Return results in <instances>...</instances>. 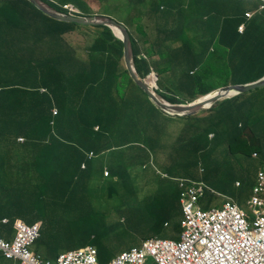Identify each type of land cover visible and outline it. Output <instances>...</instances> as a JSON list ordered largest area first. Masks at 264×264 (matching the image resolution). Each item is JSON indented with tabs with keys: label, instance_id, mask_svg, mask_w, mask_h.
I'll return each instance as SVG.
<instances>
[{
	"label": "trees",
	"instance_id": "obj_1",
	"mask_svg": "<svg viewBox=\"0 0 264 264\" xmlns=\"http://www.w3.org/2000/svg\"><path fill=\"white\" fill-rule=\"evenodd\" d=\"M43 1L62 12L63 4L71 3L83 15H92L88 0ZM143 2L125 9L131 14L123 23L139 75L157 72L161 94L168 101L188 102L187 98L214 91L203 76L224 64L233 72L230 84L264 76V10L245 18L246 11L258 7L256 0H157L148 7ZM199 3L201 12L196 10ZM242 23L245 29L239 33ZM82 40L83 44L77 42ZM123 47L107 26L58 21L29 0H0V66L9 68L5 84L0 82V224L4 218L9 221L6 238L14 235L17 218L29 225L44 221L42 232L50 219L74 243L83 244L75 248L92 245L99 262L108 264L114 252L97 239L101 226L141 233L142 240L179 238L178 184L184 177L202 181L232 197L242 209L247 207L243 197L251 196L257 171L264 170V87L219 101L192 117L200 124L190 123L193 128L180 136L179 149L163 146L164 168H155L153 186L144 170L160 162L155 152L159 144L153 146L155 140L145 126L156 125L162 136L173 121L189 124L190 118H174L156 108L131 79ZM141 54L147 59H138ZM27 92L37 98L25 100L21 95ZM15 100L28 105L16 117L12 108L23 104L16 106ZM90 113L101 119L83 121ZM126 121L128 129L139 127L151 137L145 143L138 136L128 144L108 140ZM90 151L98 156L89 158ZM222 202L207 188L201 206L207 209ZM173 225L176 228L162 231Z\"/></svg>",
	"mask_w": 264,
	"mask_h": 264
},
{
	"label": "built area",
	"instance_id": "obj_2",
	"mask_svg": "<svg viewBox=\"0 0 264 264\" xmlns=\"http://www.w3.org/2000/svg\"><path fill=\"white\" fill-rule=\"evenodd\" d=\"M261 1L259 9L264 8ZM65 9L77 11L70 5ZM251 15L246 13L248 18ZM202 191V186L191 187L183 194L184 202L190 200L185 205L188 216L181 241L149 239L140 249L123 252L109 264H264V171L257 172L253 193L247 200L250 215L232 200L226 201L222 209L194 213L192 201ZM14 228L16 238L12 244L0 239V250L7 258L21 260V264H51L30 250L40 235V224L27 226L16 221ZM55 264H99L97 250L87 247L62 254Z\"/></svg>",
	"mask_w": 264,
	"mask_h": 264
},
{
	"label": "rangeland",
	"instance_id": "obj_3",
	"mask_svg": "<svg viewBox=\"0 0 264 264\" xmlns=\"http://www.w3.org/2000/svg\"><path fill=\"white\" fill-rule=\"evenodd\" d=\"M91 4H96V5H91ZM90 5L91 7V13L93 14H98V15H103V13H108L110 16L111 14H117L120 15L117 19H119L120 21H124L125 24H127V21H125L128 18V14H131V11H122L120 12L118 10L119 7L123 6V3L120 1L118 2V0H99L98 3L96 2H92ZM129 5V4H124V6ZM196 9V8H195ZM197 11L201 12V9L197 8ZM17 14H15L16 16ZM122 15V16H121ZM112 17V16H111ZM73 41V40H71ZM80 42L81 44H83V40L82 41H77ZM229 55L230 50L225 48L224 49ZM213 58L215 59V61L218 59V56L216 54L213 55ZM215 61H211L215 62ZM231 73V76H230ZM233 79V72L231 67L228 64H224L222 66H220L218 69L214 70L210 75H204L203 76V81L205 83L206 86H208V88H210V90H217L219 88H222L224 86H229L231 80ZM161 86V84H160ZM175 93H179V92H175ZM190 100V98H187V101ZM207 114H202V116H206ZM187 122L189 124H184L183 123H173L171 125H169L165 131V133L162 136L161 140L158 141H154L153 142V146L156 147V145H158L159 147L162 145V149H164L165 147H163L164 145H174L175 146V151L176 149H179L181 142H180V136L185 133L187 131V128L189 129V126L191 127L190 129L192 130L193 126L190 125V123L192 124H200L199 120H194V118L188 119ZM210 125V124H209ZM211 126V125H210ZM146 130L144 129H140L138 127V129L136 130H131V129H125L123 131H121V134H124L125 137L121 138L124 139L126 141L128 140H134L140 139L141 141H143V143H145L147 141V139L145 138V132ZM151 137V136H150ZM149 137V138H150ZM117 139L115 134H112L111 136H109V139ZM145 141V142H144ZM157 148L155 150L157 158L163 156L164 158V152H160V148ZM218 148H221V146H219ZM162 153V154H161ZM164 168L163 163L157 162L155 161V165L153 163H151V165H149V168L147 170H144L148 175H150V177H148V181L150 185L155 186L156 185V178L154 176V170L155 168ZM240 170H242L241 168H239ZM236 173V172H235ZM136 179V178H135ZM133 179V180H135ZM136 182H139V178L136 179ZM140 183V182H139ZM153 186H151L149 188V190L151 191ZM248 196V195H247ZM244 196L242 200V202H246L248 197ZM100 198H103V196H100ZM95 199V198H92ZM91 199V200H92ZM248 206H243V209L247 212V213H251L250 208H248ZM116 216V213H115ZM113 218H116L113 216ZM177 225H173L169 228H164L162 231L167 233L170 230L174 229V227L176 228ZM107 227V228H106ZM101 226L100 228H98L96 230V236L97 239L103 243L105 246L108 247V249L112 250L114 252L113 257H116L118 254H120L123 251L129 250L133 247H138L141 244L143 235H141V233H137L134 231H129V230H119L118 229H112L109 228L108 226ZM61 236L65 239H67L68 237L66 235H64L63 233V229H61ZM178 233L181 231V229H175ZM135 233H137L138 235H136ZM170 236V235H168ZM136 237V239H135ZM57 241L59 244H66L67 242L65 240H60L59 237L57 238ZM150 261V260H148Z\"/></svg>",
	"mask_w": 264,
	"mask_h": 264
},
{
	"label": "water",
	"instance_id": "obj_4",
	"mask_svg": "<svg viewBox=\"0 0 264 264\" xmlns=\"http://www.w3.org/2000/svg\"><path fill=\"white\" fill-rule=\"evenodd\" d=\"M37 9L45 15L62 22L76 23L83 26H107L117 36L124 46V60L126 69L135 84L149 97L152 103L163 113L171 117H186L211 108L219 101L247 93L257 88L264 87V77L242 85H229L209 93L205 99H199L192 104H174L163 98L155 90L151 89L139 76L134 59L132 41L126 27L116 20L105 16H71L61 12L43 0H29Z\"/></svg>",
	"mask_w": 264,
	"mask_h": 264
},
{
	"label": "clouds",
	"instance_id": "obj_5",
	"mask_svg": "<svg viewBox=\"0 0 264 264\" xmlns=\"http://www.w3.org/2000/svg\"><path fill=\"white\" fill-rule=\"evenodd\" d=\"M89 1V0H88ZM93 2V1H92ZM91 1L89 2V4H91L92 3ZM94 2H96V3H98L99 2V0H96V1H94ZM256 2L258 3V7L254 10V11H246L245 12V18L246 19H250V18H252L253 17V15L255 14V13H257V12H261V11H263L264 10V8L263 9H259V6L262 4V1L261 0H256ZM144 6H146V7H148V6H150V3L149 2H147V0H144ZM88 4V6H89V8H90V10H91V7H90V5ZM66 5H70V6H72L73 8H75L77 11H75V12H71V11H69L68 9H65V6ZM91 5H96V4H91ZM129 6H130V4L129 5H126V6H124V4H123V6L122 7H119L118 8V10L121 12V11H126L125 9H127V8H129ZM63 8L66 10L65 11V13H67V14H69V15H71V16H76L75 14L76 13H78V14H82V16H78V17H83V16H105V17H109V18H112V19H114V20H116L117 22H119V23H121V24H123L125 27H126V29H127V31L129 32V30H128V28H127V26L122 22V21H119V19H117L120 15H117V14H111L110 16H107V15H109L108 13H103V15H98V14H93L92 13V15H83V13H82V11L78 8V7H76L75 5H73V4H71V3H64L63 4ZM62 12V11H61ZM246 13H252V15L248 18V17H246ZM112 16V17H111ZM117 18H116V17ZM240 27H243V29H242V31L240 30ZM244 29H245V24L244 23H242V24H240L239 26H238V32L239 33H242L243 31H244ZM113 33V32H112ZM129 35H130V33H129ZM116 36V35H115ZM65 37H66V35H65ZM116 38H117V36H116ZM130 38H131V36H130ZM119 39V38H118ZM120 40V39H119ZM132 41V40H131ZM132 46H133V43H132ZM123 49H124V47H123ZM133 53H134V50H133ZM138 59H147V56L145 55V54H141L140 56H138L137 57ZM134 59H135V55H134ZM135 65H136V62H135ZM137 69V68H136ZM138 72V71H137ZM129 73V72H128ZM139 74V73H138ZM130 75V74H129ZM140 76V75H139ZM131 77V76H130ZM264 77V76H263ZM140 78L151 88V89H153V90H155L157 93H159L163 98H165L161 93L163 92V90H162V88H161V86H160V76H159V74L157 73V72H155L154 70H152L145 78H142L141 76H140ZM262 78V77H261ZM260 78V79H261ZM132 79V78H131ZM150 79H154V84L152 85V84H150L148 81L150 80ZM133 80V79H132ZM259 80V79H258ZM257 81V80H256ZM134 82V81H133ZM253 82H255V81H253ZM135 83V82H134ZM251 83V82H250ZM245 84H248V83H245ZM229 85H234V84H229ZM238 85H242V84H238ZM224 87H226V86H224ZM220 89V88H219ZM215 91V90H214ZM41 92H45V90L44 89H41ZM213 92V91H212ZM211 93V92H210ZM208 95V94H207ZM207 95H204V96H207ZM204 96H202V97H204ZM202 97H200V98H197V99H194V100H189L188 102H180V103H174V104H186V105H189V104H192L193 102H196V101H198L199 99H201ZM166 99V98H165ZM230 99V98H229ZM167 100V99H166ZM151 101V100H150ZM152 102V101H151ZM172 103V102H171ZM215 105V104H214ZM213 107V106H212ZM211 107V108H212ZM157 108V107H156ZM210 109V108H209ZM209 109H206V110H209ZM206 110H203V111H201V112H199L198 114H195V115H189V116H186V117H177V118H180V119H184V118H192V117H195V116H199V114L200 113H202V112H204V111H206ZM57 113V112H56ZM174 118H176V117H174ZM96 129H98V127L96 128ZM148 137H150V136H148ZM214 137V135L213 134H211L210 135V138H213ZM151 139L152 140H155L154 139V137H151ZM17 142L18 143H20V144H22L23 143V140L21 139V138H18L17 139ZM174 146V145H173ZM113 149H115V148H113ZM165 149L166 148H164V149H162V148H160V151L161 152H165ZM90 154H93V156H98L94 151H90V152H88L87 153V156L90 158ZM103 154H105V153H103ZM103 154H101V155H103ZM252 156H254V157H257V154L256 153H253V155ZM17 166H15V168H16ZM82 167L84 168L85 167V165L84 164H82ZM204 169L203 168H200V171L202 172ZM259 170H263V169H258V171ZM107 171V174L105 173V175H109V170L108 169H105V172ZM257 171V172H258ZM264 171V170H263ZM170 176V175H169ZM256 177H257V174H256ZM256 180V179H255ZM238 181H236L235 182V185L236 186H238L239 185V182L237 183ZM255 183H256V181H255ZM255 185V184H254ZM198 186H202L203 187V191L201 192V193H198V196H197V198H196V200L195 201H192V212H197V210H200V211H206V212H208V211H211V210H213V209H222L223 208V206H224V204H225V202L226 201H228V200H232V201H234L235 203H236V205L240 208V209H242L239 205H238V203L232 198V197H230V196H228V195H224V194H222V193H220V192H217L216 190H213V189H211V188H209V187H207V185H205L202 181H197V180H191V179H189L188 177H184V178H182L181 180H180V182H179V184H178V187L181 189V193H180V203H181V216H180V220L179 221H177V222H179L180 223V227H181V232H180V235H179V238H170V237H151V238H147V239H144V240H142L141 241V244L138 246V247H133V248H131V249H129V250H126V251H130V250H132V249H134V248H137V249H140L142 246H143V244H144V242L146 241V240H149V239H169V240H173V241H177V242H179V241H181L182 240V238H183V234H185V230H186V228H185V226L183 225V222H184V220L186 219V217L188 216V213L186 212V210H185V205H186V201H188V200H190V199H188V200H186L185 202H184V193L185 192H187V191H189L190 190V188L191 187H198ZM254 187V186H253ZM210 189L211 191H213V192H215L217 195H219L220 196V200H223V202H222V205L221 206H212L211 208H207V209H204L202 206H201V199H202V197L204 196V194H205V192H206V189ZM252 193H253V189H252ZM252 195V194H251ZM250 198V197H249ZM248 198V199H249ZM247 199V200H248ZM246 204H247V201H246ZM247 206H248V204H247ZM249 208V207H248ZM243 211H245L244 209H242ZM245 213H246V211H245ZM16 221H19V222H21V223H23L24 225H27V226H32V225H35V224H31V225H29V224H27L26 222H24L22 219H20V218H17V219H15L14 221H13V224H12V229H13V231H14V235H13V238H12V240H6V239H4V238H2L1 236H0V239L1 240H3L4 242H6V243H8V244H12L14 241H15V238H16V230H15V228H14V225H15V222ZM7 222H9V221H7ZM6 222V223H7ZM36 224H39V223H36ZM165 225H169V223H165ZM40 236H41V224H40V235H39V237L33 242V244L31 245V247H30V250H31V252L34 254V255H36V256H40L41 257V259L43 260V262L44 263H47V262H49V263H51V264H55V263H57V261H58V258L62 255V254H68V253H71V252H74V251H78V250H80V249H84V248H87V247H94V246H85V247H81V248H78V249H75V250H69V251H67V252H63V253H61V254H59L57 257H56V259L55 260H49V259H46L44 256H42V255H40V254H37V253H34L33 252V246H34V244H35V242L40 238ZM96 250H97V248L96 247H94ZM126 251H123V252H126ZM0 252H1V254H2V256L4 257V258H6V259H8V260H15V261H17V262H19L20 264H21V260H18V259H16V258H7L5 255H4V253H3V251L2 250H0ZM123 252H121L120 254H122ZM120 254H118L117 256H119ZM116 256V257H117ZM97 257H98V250H97ZM116 257H114L111 261H113ZM110 261V262H111ZM109 262V263H110ZM98 263L99 264H101L100 262H99V259H98ZM108 263V264H109Z\"/></svg>",
	"mask_w": 264,
	"mask_h": 264
},
{
	"label": "crops",
	"instance_id": "obj_6",
	"mask_svg": "<svg viewBox=\"0 0 264 264\" xmlns=\"http://www.w3.org/2000/svg\"><path fill=\"white\" fill-rule=\"evenodd\" d=\"M64 1V0H62ZM92 2V1H96V0H89L87 2V4H89V2ZM122 2L123 4H133V2H136L138 3L140 0H118V2ZM157 0H147V2H156ZM203 6L201 5V3H199V6L198 8H202ZM135 9H138V7H135ZM9 16H7V19ZM4 20V19H3ZM6 69H9L8 67H6L5 65H1L0 66V75H1V79H0V82L1 83H4L6 82V75H7V72H5ZM4 71V72H3ZM22 98H24L25 100L29 101L30 99L32 98H37V96L32 93V92H27V94H22L21 95ZM35 100V99H34ZM39 102V101H38ZM18 103H21L23 104L22 108H18V107H15V108H12V111L13 112V116L16 117L17 116V112L22 111L24 110L25 108L28 107V105L26 106L25 103L23 102H19L17 100H15V104L17 106ZM126 110L129 108V106H125ZM18 110V111H17ZM40 110H43L42 107L40 108ZM133 111V107H131V109ZM125 111V110H124ZM25 111H23V115L24 117H26V113H24ZM28 115V118H30V114L27 113ZM135 116V115H133ZM33 118H36L33 116ZM101 119V117H95L92 113L90 114H87V115H84L83 117V121H95L96 119L98 120ZM136 118L137 115H136ZM159 118H161V116H159ZM108 119V118H106ZM110 119V118H109ZM139 119V118H138ZM111 121V119H110ZM185 121V120H184ZM121 122V121H120ZM178 121L175 120V122L173 121L171 124L173 123H176ZM126 124L127 125H119L118 127H116L112 132L116 135L117 139H121L123 137H125L124 134H121L123 130L125 129H128V126H129V121H126ZM170 124V125H171ZM184 125V124H183ZM169 126V125H168ZM146 130H149V133L151 135H153L155 141L157 140H161L162 139V136L160 135L161 133L159 131L156 130V125H147L145 126ZM132 130V129H131ZM194 132H196V130H194ZM146 139H148L149 137H145ZM124 143L128 144V141L124 140V139H121ZM159 148H162V145L159 147ZM161 152V151H160ZM13 154V153H12ZM11 154V155H12ZM162 154V153H161ZM159 159V161L161 163L164 162L165 158H162V156L160 158H157ZM21 160V158L19 159V161ZM18 161V162H19ZM18 162L16 165H18ZM175 171V168H172L171 169V172H174ZM201 172V171H200ZM16 173L15 172H12L11 175H15ZM199 175V173L197 174ZM17 177V176H15ZM18 178L14 179L15 181L17 180ZM4 181H7V178L4 179ZM0 193H3V192H0ZM159 194V193H158ZM0 199H1V196H0ZM39 210V209H38ZM8 221V219L4 218L1 220V224H0V236L6 240H12L13 238V235H11L10 237L6 238L8 235L6 233L7 231V228H6V222ZM36 223H39L41 224V236L40 238L35 242L34 246H33V252L34 253H37V254H40L42 256H44L46 259H49V260H55L56 259V255L58 254H61L63 252H67L68 249H72V250H75V249H78V248H75V247H78V246H82L83 244H77V243H74V241H72L71 238H67L64 240L67 242L66 244H59L58 241H57V238L59 237L60 240H62V237H61V226L59 228H55L54 226V223L52 222V220L50 219H46V227H45V231L42 232V227L44 226V221H35L33 224H36ZM28 224V223H27ZM86 246H91V245H86ZM85 247V246H84ZM74 248V249H73ZM83 248V247H82ZM69 251V250H68ZM0 264H20L19 262L15 261V260H8L6 258H4L0 252Z\"/></svg>",
	"mask_w": 264,
	"mask_h": 264
},
{
	"label": "bare ground",
	"instance_id": "obj_7",
	"mask_svg": "<svg viewBox=\"0 0 264 264\" xmlns=\"http://www.w3.org/2000/svg\"><path fill=\"white\" fill-rule=\"evenodd\" d=\"M150 84H154V79H150L149 81H148ZM206 97H203L202 99H205Z\"/></svg>",
	"mask_w": 264,
	"mask_h": 264
}]
</instances>
